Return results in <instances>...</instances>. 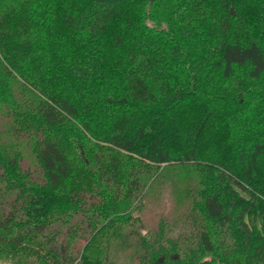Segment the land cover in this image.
Listing matches in <instances>:
<instances>
[{"label": "trees", "instance_id": "obj_1", "mask_svg": "<svg viewBox=\"0 0 264 264\" xmlns=\"http://www.w3.org/2000/svg\"><path fill=\"white\" fill-rule=\"evenodd\" d=\"M0 263L264 264V0H0Z\"/></svg>", "mask_w": 264, "mask_h": 264}, {"label": "rangeland", "instance_id": "obj_2", "mask_svg": "<svg viewBox=\"0 0 264 264\" xmlns=\"http://www.w3.org/2000/svg\"><path fill=\"white\" fill-rule=\"evenodd\" d=\"M0 264H7V263H0Z\"/></svg>", "mask_w": 264, "mask_h": 264}]
</instances>
